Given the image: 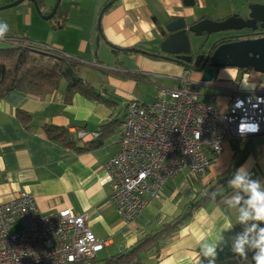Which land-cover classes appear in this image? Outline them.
I'll use <instances>...</instances> for the list:
<instances>
[{
    "label": "crops",
    "instance_id": "0c3cea01",
    "mask_svg": "<svg viewBox=\"0 0 264 264\" xmlns=\"http://www.w3.org/2000/svg\"><path fill=\"white\" fill-rule=\"evenodd\" d=\"M194 1L193 7H184L183 0H116L101 19L103 38L99 42L111 50L138 49L156 55L163 40L160 32L164 23L178 17H184L189 22L198 21L197 8L217 4L216 0ZM0 19L5 20L10 29L0 39V46L11 38H16L19 43H43L79 61L90 58L91 43L94 35L98 36L95 30L87 37L68 36L71 28L68 23L54 30L39 27L30 9L25 14L5 13ZM55 34L58 36L55 37ZM123 55L120 63H131L134 70L128 72L122 65L119 66L122 71L113 69L114 73L124 75L110 77L109 83L113 86L110 92L118 99L113 108L79 93L73 94L67 102L65 80L53 92L32 95L12 91L0 98V204L12 201L20 192H27L34 196L37 208L44 215L61 210H69L75 215L86 213L89 229L105 243L103 250L97 254L98 261L123 252L144 235L183 214L186 207L198 199V195L206 193L207 185H214L230 170L235 159L240 158L235 172L244 166L253 178L264 180V135L247 141L250 150L243 158L241 150H234V142H226L205 176L195 180L184 173L177 175L165 184L158 197L135 220L124 224L110 200L111 190L104 170L105 163L119 151L122 126L116 133H105L107 136L90 138L89 133L99 131V127L110 120L123 121L125 100L139 99L136 94L138 82L154 85L155 99L160 79L174 81L173 89L181 85V79L201 81L198 74L175 62L137 53ZM132 73L144 76L145 80H135L129 75ZM263 77L250 70L219 69L214 73V82L202 87V95L207 100L211 99L216 111L225 113L230 92L257 90ZM101 89L105 88L97 90ZM17 110L25 111L32 117L30 128L17 121ZM45 125L66 128L81 150L50 141L43 131ZM77 131L88 135L77 139ZM227 191L233 193L228 184L219 190L216 198ZM225 216L231 218L234 228L223 233L228 243L219 246L215 264H243L230 252L231 239L242 231V226L236 225V210L229 208L227 203L220 205L214 201L196 208L157 252L143 254L142 264H208L201 254L202 245L220 239ZM251 255L249 253V261Z\"/></svg>",
    "mask_w": 264,
    "mask_h": 264
},
{
    "label": "built area",
    "instance_id": "2783aa9c",
    "mask_svg": "<svg viewBox=\"0 0 264 264\" xmlns=\"http://www.w3.org/2000/svg\"><path fill=\"white\" fill-rule=\"evenodd\" d=\"M207 84L185 78L175 89H160L150 102L126 103L119 151L104 165L110 200L124 224L177 175L205 176L226 142L264 135V77L257 90L230 92L225 113L203 97ZM76 133L77 139L88 135ZM87 220L86 213L69 210L44 215L32 194L20 192L0 204V264H92L105 243Z\"/></svg>",
    "mask_w": 264,
    "mask_h": 264
},
{
    "label": "trees",
    "instance_id": "16d2710c",
    "mask_svg": "<svg viewBox=\"0 0 264 264\" xmlns=\"http://www.w3.org/2000/svg\"><path fill=\"white\" fill-rule=\"evenodd\" d=\"M58 11L59 10H57L56 15ZM55 16L53 18H55ZM64 18L62 22L58 24V28H62L66 23L67 16ZM201 19L204 18H200L199 20ZM102 38V32H98V39L100 40ZM22 42L23 41H20L19 43L16 38H11L5 40L4 43L6 44L0 46V98L5 97V95L12 91H19L32 95L53 92L59 86V83L65 80L68 87L66 93L67 102L70 101L73 94L79 93L89 100L99 101L110 108L117 105L118 99L113 92H110L108 89H101L102 91H98L91 83L79 77L76 71L78 62L76 63L71 58L65 57L59 50L57 51L43 43ZM218 43H221V41L216 42V44ZM115 51L118 53L119 51L125 50L121 49L118 51L115 49ZM146 56L153 59H163V57H165L160 52L156 55L147 54ZM182 66L187 70H191V68L186 65L182 64ZM242 71L245 72L249 70H239V72ZM129 75L135 80H145V77L139 74L132 73ZM124 108L125 105L122 107L123 111ZM16 119L23 127L30 128L32 117L25 111L17 110ZM122 123V120L120 122L115 119L110 120L101 125L99 127L100 132H98L103 134H100V136H107L104 135L105 133L109 135L111 133H116L122 126ZM43 129L45 136L50 141L57 142L69 149L76 151L81 150V148L78 149L76 147V143L73 141L66 128L45 125ZM249 139H251V137L234 141V150H241L240 153L242 158L250 150L247 143ZM239 163L240 158L235 159L230 170L222 178L214 182V185H212L213 183L207 185L205 188L206 193L200 197L198 195V199L190 203L183 214L174 218L171 222L162 225L158 230L144 235L134 245L123 252L110 256L102 261H98L97 258H95L92 264H142L141 256L150 251L157 252L196 208L204 206L210 201L217 202L220 205L227 203V200L233 193L227 191L217 198L215 195L219 190L226 187Z\"/></svg>",
    "mask_w": 264,
    "mask_h": 264
},
{
    "label": "water",
    "instance_id": "95a60500",
    "mask_svg": "<svg viewBox=\"0 0 264 264\" xmlns=\"http://www.w3.org/2000/svg\"><path fill=\"white\" fill-rule=\"evenodd\" d=\"M23 1H30L41 19L49 21L55 15L61 0H57L48 15L41 13L36 0H18L12 4L0 7V10L15 7ZM115 1H110L100 10L97 25L98 32H102V16ZM194 4V0H183L184 7H193ZM242 14L239 12L234 13L221 21L201 19L188 23L184 17L170 20L161 27L160 35L163 40L159 45V52L165 55L163 57L165 60L188 66L191 61V57L188 54L191 52V45L195 41L193 39L197 40L203 36L208 38L219 33L240 32L247 29L255 30L256 23L259 24L261 29H264V4H250ZM125 53L147 55L146 52L138 49H127ZM194 65L198 67L200 60H197ZM224 68H233L237 71L250 70L264 76V37L221 44L215 49L211 58L207 57L201 68L194 72L200 76L201 82L210 83L213 80L215 71Z\"/></svg>",
    "mask_w": 264,
    "mask_h": 264
},
{
    "label": "rangeland",
    "instance_id": "374dc122",
    "mask_svg": "<svg viewBox=\"0 0 264 264\" xmlns=\"http://www.w3.org/2000/svg\"><path fill=\"white\" fill-rule=\"evenodd\" d=\"M16 1L18 0H0V7L12 4ZM247 1H249L250 3L246 4ZM38 2L41 7L40 10L44 15L46 13H50L57 0H38ZM216 2L217 4L214 5L206 4L204 8H197V18L202 17L204 19H210L212 21H221L222 19H225L235 12H245L247 6L250 4H264V0H216ZM107 3V0H61L57 8V10L59 11L55 18L50 19L49 21H45L42 20L41 17L37 14L33 4L30 1H23L15 7L0 10V16L4 15L5 13L14 12L25 14L26 11L30 9V11L32 12V16L40 25L39 27H48V29L50 28V30H54L53 28H57L58 24L62 22V19L67 16L65 24L68 23V25L71 27L68 31V36L87 37L89 34H93L94 30L98 33V15L100 10ZM187 22L192 23L189 21ZM90 30H92L91 33ZM221 34L223 33L211 35L210 37H208L206 43L209 44L212 41H215ZM57 36L58 34H55V37ZM97 37L98 36L94 35V40L91 43L92 55L89 59H82V62L74 59L78 62V64L76 65V71L77 73H79L80 77H82L85 81L91 83L95 88H105L111 91L113 86L109 83L110 77L117 78V76L111 75L124 76L123 74L113 72V69L122 71L119 66L122 65L120 62H122L124 55L121 53H117L115 50L109 49L104 44H100ZM205 39L206 37H202V39L199 38L197 40L193 39L195 41L193 42L194 44H192V51L195 52L199 42H204ZM88 62L94 64V66L88 64ZM95 65H99L103 68H98ZM122 66L128 72H132L134 70V67L131 63H125V65ZM110 69L112 70L108 71ZM159 82L161 84L157 91H159L160 89H173L174 81L169 79H160ZM213 82L214 80H212L210 83ZM137 85L138 86L136 87V94L138 95L139 101L150 102L154 99L156 93V88L154 85H150L144 82H138ZM125 101L127 102V100Z\"/></svg>",
    "mask_w": 264,
    "mask_h": 264
},
{
    "label": "clouds",
    "instance_id": "9594fccd",
    "mask_svg": "<svg viewBox=\"0 0 264 264\" xmlns=\"http://www.w3.org/2000/svg\"><path fill=\"white\" fill-rule=\"evenodd\" d=\"M9 30V24L0 19V39ZM228 185L233 194L227 200V206L236 210V225L242 226V231L231 239L230 252L243 264H264V180L253 178L248 169L241 166L228 181ZM233 228L231 218L225 216L220 239L202 245L201 254L208 264H215L219 246L228 243L223 233ZM249 253L252 254L250 261Z\"/></svg>",
    "mask_w": 264,
    "mask_h": 264
},
{
    "label": "flooded vegetation",
    "instance_id": "af4514ba",
    "mask_svg": "<svg viewBox=\"0 0 264 264\" xmlns=\"http://www.w3.org/2000/svg\"><path fill=\"white\" fill-rule=\"evenodd\" d=\"M110 1H112V0H109L107 2L109 3ZM36 2H37L38 6L40 8L39 2L37 0H36ZM235 13H238V12H235ZM48 14H50V13H46L44 15H48ZM244 14H242V15H244ZM55 15H56V13H55ZM255 27H256L255 30L247 29V30H243V31H240V32H226V33H223V34H221L219 36L218 39H216L215 41H212L209 44L206 43L207 40H208V38H206L204 40V42H199L195 52L192 51V45H191V52L188 54L191 57V61L189 62L188 67L191 68V71H193V72L198 70L199 68H201V65L204 62V60L207 57L210 59L212 54H213V52L215 51V49L217 47H219L221 44L229 43V42H233V41H240V40H244V39H254V38H258V37H264V29H261L259 27L258 23L255 24ZM203 37H205V36H203ZM217 41H221V43L216 44ZM118 53L126 54L125 51H119ZM197 60H200V65L198 67H195L194 64H195V62Z\"/></svg>",
    "mask_w": 264,
    "mask_h": 264
}]
</instances>
